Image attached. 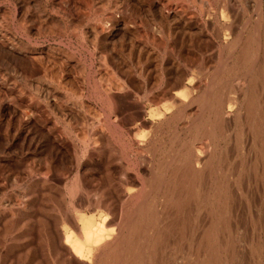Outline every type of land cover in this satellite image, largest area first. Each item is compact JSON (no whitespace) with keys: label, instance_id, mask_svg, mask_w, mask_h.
Listing matches in <instances>:
<instances>
[{"label":"rangeland","instance_id":"1","mask_svg":"<svg viewBox=\"0 0 264 264\" xmlns=\"http://www.w3.org/2000/svg\"><path fill=\"white\" fill-rule=\"evenodd\" d=\"M263 22L264 0H0V264H117L120 249L133 251L140 235L122 248L110 239L90 262L71 253L65 231L81 238V215L93 223L104 217L107 228H116L140 206L164 212L159 228L189 215L184 227L165 234L158 264H204L206 255L196 252L204 244H196L204 243V230L213 237L221 228V215L230 223L222 239L234 255L214 253L209 264H264V50L255 37L264 41ZM213 79L222 95L255 88L251 112L223 105L230 126L215 135L214 113L201 104ZM248 113L256 116L253 128ZM200 114L205 129L189 126ZM194 148L204 154L199 167L210 185L184 192L193 198L169 218L154 182L168 163L187 162L182 157ZM217 178L225 190L218 197Z\"/></svg>","mask_w":264,"mask_h":264},{"label":"bare ground","instance_id":"2","mask_svg":"<svg viewBox=\"0 0 264 264\" xmlns=\"http://www.w3.org/2000/svg\"><path fill=\"white\" fill-rule=\"evenodd\" d=\"M204 1V0H203ZM205 3V2H204ZM203 6V5H202ZM261 18V17H260ZM249 19V18H248ZM251 19V18H250ZM262 21V20H261ZM264 23V22H263ZM259 25H260V23H259ZM256 26V25H255ZM256 27H258V26H256ZM260 27V26H259ZM250 30V29H249ZM248 30V31H249ZM264 30V29H263ZM262 30V28H261V31H263ZM241 31V30H240ZM252 31V30H251ZM250 33V32H249ZM259 33V32H258ZM251 34H253V33H251ZM259 34H263L262 32L261 33H259ZM255 35H256V33H255ZM264 35V34H263ZM246 36V35H245ZM260 36H262V35H260ZM250 37V36H249ZM256 37V40L257 41H260V44H257V46H256V49H258L259 51L261 50H264V41H261L260 40V37H259V35H258V37L257 36H255ZM235 38V37H234ZM233 38V39H234ZM240 38H241V36H240ZM232 39V40H233ZM232 40H230V41H232ZM237 41H239V39H238V37H237V39H236ZM236 40L235 41H233V42H235L236 43ZM242 41H243V39H242ZM241 42V41H240ZM253 42V41H252ZM249 43V42H248ZM230 44H232V42H230ZM234 44V43H233ZM232 44V45H233ZM242 44H244V42H242ZM254 44H255V42H254ZM237 46H239L238 44H237ZM252 46V45H251ZM251 49V48H250ZM245 50V49H244ZM243 50V51H244ZM242 51V52H243ZM230 52V51H229ZM243 53H245V52H243ZM251 53V52H250ZM242 54V53H241ZM240 54V55H241ZM259 54V53H258ZM262 54V53H261ZM264 54V53H263ZM244 55V54H243ZM221 56V55H220ZM219 56V57H220ZM229 56V55H228ZM232 56V55H231ZM237 56V55H236ZM247 56V55H246ZM242 57V56H241ZM234 58V57H233ZM242 58H244V57H242ZM248 58V57H247ZM253 58V57H252ZM220 59V58H219ZM218 59V60H219ZM236 59V58H235ZM249 59V58H248ZM232 61V60H231ZM249 61V60H248ZM250 65H253V63L255 62V59H253V60H251V58H250ZM258 61V60H257ZM237 61H235V63H236ZM221 63V62H220ZM244 63V62H243ZM258 63V62H257ZM256 63V64H257ZM241 65H243L242 63H240ZM248 64V63H247ZM239 65V64H238ZM250 65L248 66V67H250ZM258 65V64H257ZM222 66V65H221ZM256 66V65H255ZM240 67V66H239ZM257 67V66H256ZM255 67V68H256ZM260 67V66H259ZM217 68V67H216ZM250 68H254V65H253V67H250ZM249 68V69H250ZM259 69L260 68H258V69H255V70H257V71H259ZM253 70V69H252ZM252 70H251V72H252ZM220 71V70H219ZM233 71V70H232ZM246 71V70H245ZM247 71H249L248 69H247ZM260 72V71H259ZM262 72V71H261ZM212 73V72H211ZM210 73V74H211ZM245 73V72H244ZM214 74H216V72L214 73ZM246 74H248V73H246ZM216 75H218V74H216ZM229 75V74H228ZM250 75V74H249ZM257 75V74H256ZM261 75H263V74H261ZM208 76V75H207ZM254 76H255V74H254ZM253 76V77H254ZM257 77V76H256ZM255 77V78H256ZM233 78V77H232ZM237 78V77H236ZM251 78V77H250ZM254 78V79H255ZM258 78H259V76H258ZM215 79V78H214ZM213 79V82H211V84L213 83H215L216 81ZM218 79H219V77H218ZM223 79V78H222ZM227 79V78H226ZM247 79V78H246ZM253 79V78H252ZM248 80H250V79H248ZM255 80H257V79H255ZM209 82H210V80H209ZM223 82V81H222ZM236 82V81H235ZM234 82V83H235ZM248 82H251V81H248ZM253 82V81H252ZM207 83V82H206ZM206 83H205V85H206ZM247 85V84H246ZM257 85V84H256ZM213 87H211L208 91H205V92H203L202 94H201V96H202V98H201V101H202V106L207 110H210V111H213V113H214V116H213V118H212V120H210V122H208V125H210L211 124V133H214V131H217V130H221L222 128H223V126L224 125H222V124H225L226 123V120L225 121H223V117L225 116V115H223V105H226V108H228V109H230V108H232L234 105L235 106H237V104L239 105V108H241V106H243V109H244V107H245V110H247V111H249V112H251L250 110L253 108V98H252V96H254V94L252 93L253 91H254V89L255 88H253L252 86H251V88L250 87H247L246 88V90H244L243 92H241V97L239 96V95H230V92H229V94H228V92H226V94L224 95H222V91L220 92V91H218V88L216 87V85L214 84V85H212ZM223 86H225V85H223ZM221 87V86H220ZM219 87V88H220ZM227 87V86H226ZM254 87H255V85H254ZM198 88V87H197ZM223 88V87H222ZM221 89V88H220ZM205 90V89H204ZM207 90V89H206ZM225 90V89H224ZM202 91V90H201ZM255 91H257V90H255ZM234 92H236V91H234ZM179 93H181V98L180 99H183L182 97H185V96H187V92L186 91H183V92H179ZM224 93V92H223ZM239 93V91L237 92V94ZM199 94V95H200ZM194 96V95H193ZM197 96V95H196ZM212 96V97H211ZM214 97V99L213 100H210L211 98H213ZM189 98H191V97H189ZM195 98V100L197 99H199L198 97L196 98V97H194ZM176 99V98H175ZM166 100V99H165ZM254 100H256L255 99V97H254ZM169 101V100H168ZM194 101V100H193ZM192 100H191V102H193ZM256 102V101H255ZM263 102V101H262ZM200 103V102H199ZM177 106V105H176ZM202 106H200V108H202ZM235 108V107H234ZM238 108V107H237ZM255 109V108H254ZM253 109V110H254ZM264 109V108H263ZM202 110H204V109H202ZM252 110V111H253ZM191 111V110H190ZM235 111V110H234ZM240 111V110H239ZM182 112V111H181ZM228 112V111H227ZM253 112H255V110L253 111ZM229 113H230V111H229ZM236 113V112H235ZM181 114V113H180ZM249 114V113H248ZM254 114V113H253ZM170 115V114H169ZM227 115V114H226ZM245 115V114H244ZM247 115V114H246ZM164 116V115H163ZM162 116V117H163ZM181 116V115H180ZM229 116V115H228ZM227 116V117H228ZM230 116H232V115H230ZM252 116H254V115H252ZM252 116H251V114H249L248 116H246V117H248V120H245V121H247V127H251V128H253L254 126H252V124H254V123H252V122H255V121H252L254 118H252ZM174 117V116H173ZM195 117V116H194ZM207 117V116H206ZM243 117V116H242ZM254 117H256V116H254ZM192 118H193V116H192ZM208 118V117H207ZM168 119V118H167ZM171 119V118H170ZM205 117H204V115H198V116H196L194 119H193V121H192V123L190 124L189 123V126L190 125H198V127H202V128H204L203 126H204V121H205ZM228 119V118H227ZM233 119V118H232ZM240 119V118H239ZM239 119H238V122H239ZM242 119V118H241ZM244 119H246V118H244ZM243 119V120H244ZM192 120V119H191ZM231 121V120H230ZM233 121V120H232ZM206 122V121H205ZM225 122V123H224ZM233 122H236L235 120L233 121ZM207 123V122H206ZM210 123V124H209ZM237 123V122H236ZM243 123V122H242ZM227 124H229V123H227ZM227 124H225V126L227 125ZM232 124V123H231ZM237 125H239V124H237ZM246 124H244V126H245ZM229 126H230V124H229ZM243 126V125H242ZM158 127V126H157ZM258 127V126H257ZM152 128V127H151ZM190 128V127H189ZM188 128V129H189ZM206 128H208V127H206ZM249 128H247V129H249ZM186 129V128H185ZM198 129V128H197ZM205 129V128H204ZM223 129H225V128H223ZM230 129V128H229ZM246 129V130H247ZM195 130V129H194ZM207 130V129H206ZM236 130V129H235ZM258 130V129H257ZM262 130V129H261ZM152 131V130H151ZM157 131V130H156ZM192 131V130H191ZM222 131V130H221ZM249 131V130H248ZM247 131V132H248ZM196 132V131H195ZM194 132V133H195ZM199 132H200V128H199ZM203 132V131H202ZM209 131H208V133H210ZM245 132V131H244ZM255 132V131H254ZM258 132V131H257ZM260 132V131H259ZM259 132H258V134H259ZM187 133V132H186ZM204 133V132H203ZM202 133V134H203ZM210 133V134H211ZM217 133V132H216ZM228 133V132H227ZM232 133V132H231ZM183 134V133H182ZM196 134V133H195ZM201 134V135H202ZM253 134V133H252ZM252 134H251V136L250 137H252ZM260 134H262V133H260ZM163 135V134H162ZM191 135V134H190ZM199 135V134H198ZM214 135H215V133H214ZM232 135V134H231ZM185 136V135H184ZM192 136H193V134H192ZM254 136H256L255 134H254ZM261 136V135H260ZM243 137V136H242ZM169 138V137H168ZM194 137H192V139H193ZM208 138H210V136L208 137ZM215 138H217L216 136H215ZM221 138V137H220ZM233 138V137H232ZM231 138V139H232ZM247 138V137H246ZM249 138V137H248ZM256 138V137H255ZM254 138V139H255ZM236 139V138H235ZM251 139V141H254V139H252V138H250ZM216 140V139H215ZM238 140V139H237ZM257 140V139H256ZM259 140H261L260 138H259ZM165 141V140H164ZM187 141V140H186ZM189 141V140H188ZM217 141V140H216ZM215 141V142H216ZM214 142V141H213ZM237 142V141H236ZM99 143V142H98ZM224 143V142H223ZM257 143V142H256ZM258 144V143H257ZM256 144V145H257ZM186 145H189V144H186ZM218 145V144H217ZM260 145V144H259ZM262 145V144H261ZM176 146V145H175ZM182 146H183V144H182ZM184 146H185V144H184ZM221 146V145H220ZM187 147V146H186ZM237 147V146H236ZM159 148V147H158ZM176 148V147H175ZM174 148V149H175ZM181 148V147H180ZM189 148H192V147H189ZM216 148V147H215ZM260 148V147H259ZM182 149V148H181ZM186 149V148H185ZM201 149V148H200ZM227 149V148H226ZM188 150V149H187ZM208 150V149H207ZM214 150V149H213ZM173 151V150H172ZM185 151V150H184ZM236 151V150H235ZM258 151V150H257ZM261 151V150H260ZM177 152H178V150H177ZM190 152V151H189ZM188 152V153H189ZM181 153V152H180ZM204 153V152H203ZM212 153L213 152H211L210 154L212 155ZM221 153V152H220ZM223 153V152H222ZM221 153V154H222ZM154 154V153H153ZM163 154V153H162ZM184 154V153H183ZM183 154H181L182 156H183ZM185 154H186V152H185ZM217 154V153H216ZM225 154V153H224ZM238 154V153H237ZM177 155V154H176ZM188 155V158L187 157H184L185 159H183V157H182V162L184 161V160H186V159H188V161L187 162H185L184 164H182V162H179L178 161V163H176V164H178V165H180V163L182 164V165H180L181 167H179V166H177V167H173V165L171 164V163H166L167 164V169L165 170V171H163V173H162V175H161V177L160 178H156L155 176V178L157 179L155 182H154V188H156L157 189V192L159 191L160 192V194L165 198V201H166V203H165V205L167 204V208H169V210H170V212H171V214H170V212H168V210L166 209V207H164L167 211L165 212L166 213V216H169V218L170 217H172L173 216V218H175V217H177L176 215H179V214H182L183 212H184V210H186V208H187V206H188V199L191 197V198H193L192 196L193 195H191L192 193H194L195 191H197V188H196V185L197 186H199L198 184L200 183V182H204L205 183V181L207 180V172L206 171H204L202 168H200L199 166L204 162V160H205V158H204V154H202V153H200V151H198L196 148H194L192 151H191V153L190 154H187ZM190 155V156H189ZM207 155V154H206ZM215 155V154H214ZM223 155V154H222ZM258 155H259V153H258ZM258 155H256V156H258ZM218 155H216V156H214V158L215 157H217ZM224 156V155H223ZM174 157V156H173ZM212 157V156H211ZM219 157V156H218ZM225 157V156H224ZM157 158V157H156ZM180 158V157H179ZM207 158V157H206ZM161 159H163V156H162V158ZM216 159V158H215ZM214 159V160H215ZM176 160V159H175ZM209 160H212L211 158L209 159ZM229 160V159H228ZM257 160H260V157H259V159H258V157H257ZM170 161V160H169ZM250 161V160H249ZM261 161H262V159H261ZM260 161V162H261ZM160 162V161H159ZM168 162V161H167ZM206 162V161H205ZM205 162H204V164H205ZM208 162V161H207ZM161 163V162H160ZM174 163H175V161H174ZM208 163H210V162H208ZM215 163V162H214ZM255 163H257V162H255ZM153 164V163H152ZM162 164V163H161ZM203 164V165H204ZM210 165H212V162L210 163ZM158 166H160V165H158ZM157 166V167H158ZM213 166V165H212ZM212 166H210L211 168H212ZM226 166V165H225ZM204 167V166H203ZM208 167H209V165H208ZM223 167V166H222ZM255 167V166H254ZM207 168V167H206ZM238 168V167H237ZM163 169V168H162ZM161 169V170H162ZM210 169V168H209ZM209 169L207 168V170L209 171ZM215 169V168H214ZM263 169V168H262ZM154 170V169H153ZM160 170V169H159ZM222 170V169H221ZM224 170V169H223ZM234 170V169H233ZM156 171V170H155ZM167 171H169V174H167ZM151 172H153V171H151ZM206 172V173H205ZM155 173V172H154ZM159 173V172H158ZM221 173V172H220ZM237 173V172H236ZM257 173V172H256ZM152 174V173H151ZM205 174H206V177H205ZM209 174H211V170H210V172H209ZM153 175V174H152ZM152 175H150V177L152 176ZM168 175V176H167ZM216 175V174H215ZM223 175V174H222ZM257 175V174H256ZM264 175V174H263ZM210 176V175H209ZM218 176V175H217ZM232 177V176H231ZM248 177V176H247ZM250 177V176H249ZM212 178H214V176L212 177ZM223 178H224V175H223ZM228 178V177H227ZM257 178H258V176H257ZM256 178V179H257ZM225 179V178H224ZM217 182H215L216 184H215V186H214V192L216 193V194H214L216 197H218L219 196V194L221 195V192L222 191H225V190H222V187H223V185H222V180H219V178H217V179H215ZM154 181V180H153ZM210 181V180H209ZM224 181V180H223ZM244 181V180H243ZM264 181V180H263ZM152 182V181H151ZM210 182H208L207 181V184H209ZM212 183V182H211ZM225 183V182H224ZM203 184V183H202ZM206 184V183H205ZM204 184V185H205ZM206 184V185H207ZM152 183H151V188H152ZM206 185H205V187H206ZM210 185V184H209ZM214 185V184H213ZM246 185V184H245ZM253 185V184H252ZM201 186V185H200ZM199 186V187H200ZM207 187H208V185H207ZM211 187V186H210ZM230 187H232V185L230 186ZM212 188V187H211ZM225 188V187H224ZM202 189H204V188H202ZM213 189V188H212ZM151 190V189H150ZM199 190L200 191H202L203 192V190H201V188H199ZM206 190V189H205ZM204 190V191H205ZM209 190H211V189H209ZM228 190V189H227ZM226 190V191H227ZM186 191H189V192H187L190 196H188L187 194V199H185L184 198V195H183V193L184 192H186ZM232 191V190H231ZM155 192V191H154ZM158 192V193H159ZM205 193H206V191H205ZM198 194V193H197ZM224 194V193H223ZM237 194V193H236ZM247 194V193H246ZM142 195V194H141ZM141 195H140V199H142L143 197H141ZM144 196H145V194H143ZM148 195H149V193H148ZM196 195V194H195ZM205 195V194H204ZM209 195V194H208ZM227 196L229 195V194H226ZM225 195V196H226ZM93 196V195H92ZM124 196V195H123ZM152 196H154V194L153 195H151V197ZM160 196V195H159ZM210 196H211V194H210ZM233 195L231 194V197H232ZM90 197V196H89ZM157 198H158V196H156ZM161 197V196H160ZM200 197V196H199ZM202 197H203V195H202ZM257 197V196H256ZM146 198H147V194H146ZM162 198V197H161ZM164 198H163V200H164ZM190 198V199H191ZM197 198V197H196ZM220 198V197H219ZM228 198V197H227ZM226 198V199H227ZM98 199V198H97ZM109 199V198H108ZM201 199V198H200ZM213 199V198H212ZM218 199V198H217ZM229 199V198H228ZM231 199V198H230ZM162 200V201H163ZM195 200V199H194ZM197 200V199H196ZM199 200V199H198ZM198 200H197V202H198ZM201 200H203V199H201ZM224 200V199H223ZM155 201H156V199H155ZM161 201V202H162ZM216 201V200H215ZM218 201V200H217ZM233 201H234V199H233ZM232 201V202H233ZM160 202V203H161ZM189 202H190V200H189ZM205 202V201H204ZM252 202V201H251ZM142 203V202H141ZM141 203H139V201H138V203L137 204H141ZM144 203H145V201H144ZM212 203H214V201L213 202H211V204ZM225 203V202H224ZM224 203H223V209H225V210H227V208H226V206H227V204L226 205H224ZM228 203H230V202H228ZM240 203V202H239ZM136 204V205H137ZM195 204H196V202H195ZM198 204V203H197ZM204 204V203H203ZM206 204V203H205ZM217 204H219V201L217 202ZM247 204V203H246ZM259 204V203H258ZM160 205V204H159ZM165 205H162V207L163 206H165ZM200 205V204H199ZM215 205V204H214ZM261 205V204H260ZM204 206V205H203ZM235 206V205H234ZM135 207V206H134ZM147 207H148V204H147ZM153 207V206H152ZM155 207H156V204H155ZM161 207V206H160ZM193 207V206H192ZM196 207V206H195ZM200 207H201V205H200ZM207 207V206H206ZM210 207H213V204H212V206H210ZM164 208H163V210H164ZM189 208V207H188ZM202 208V207H201ZM219 209L221 208V207H218ZM218 208H217V210L216 211H218ZM221 208V209H222ZM153 209V208H152ZM162 209V208H161ZM190 209H191V207H190ZM189 209V210H190ZM195 209V208H194ZM208 209H209V207H208ZM136 211H134L133 210V212L134 213H132V216L131 215H129V213L127 214L129 217L127 218V220H126V222L124 223V221H122V223H124V224H122L121 223V221H120V223H118V224H120L118 227H116V225H115V227L117 228H107L106 226H107V224H105V218L104 217H101V219L99 220V221H97V222H95V223H93L92 221H91V219L90 218H88V217H86V216H84V215H81L80 217H79V222H80V230H81V238H79V237H76L72 232H69V231H65V236H64V243H66V244H68L69 245V247H70V250H71V253H73L74 254V256H76L77 258H79V259H85V260H89L90 262L95 258V256H96V253H97V249L99 248V246L100 245H102V244H104L103 246H105V244H108V241L110 240V239H117L116 240V243H115V245H116V247H118V248H122L123 246H124V244H127V247H129L128 245H129V243L130 244H132V240L134 239V241H135V239H137L138 238V236L140 235V242H139V240H136V242L138 243V244H134L135 245V247H134V250L133 251H130V249L129 248H127V249H125L126 248V245L123 247V249L121 250L120 249V254L118 253V252H116V253H118V256H119V258H118V260H117V264H145V262H147V261H149L150 259V261H152V263H153V261H155V263H153V264H158L157 263V261L160 259V258H158L157 259V256H161V254H159V252H161L162 250H161V247L163 246L162 245V242L164 241L163 240V238H164V236H166L167 235V237L166 238H168V234H166V233H168V231H169V229L171 230V228L173 227V226H175V225H180V226H185L187 223H188V221H189V215H188V218L187 219H183V220H178V218H177V224H174L173 222L176 220H174V221H170V222H168L169 220H167V222L168 223H166V225H165V227H163V228H159L158 226H157V220L159 219V217H160V215H162L161 217H163L164 215H163V213L164 212H162V211H160V212H162L161 214H160V212H158L157 210H154L152 213L150 212V213H148V212H146V211H149L148 209H146L145 210V208H143V206H140L139 207V209L137 208V209H135ZM199 210V209H198ZM236 210V209H235ZM107 211V210H106ZM196 211V210H195ZM130 212H132V211H130ZM190 212H192V211H190ZM199 212H201V211H199ZM169 213V214H168ZM187 214H188V212H186ZM193 213V212H192ZM209 213V212H208ZM213 213H215V212H213ZM252 213V212H251ZM176 214V215H175ZM187 214H186V216H187ZM194 214V213H193ZM196 214V213H195ZM204 214V213H203ZM185 215V214H184ZM200 215V214H199ZM205 215H206V213H205ZM211 215V214H210ZM175 216V217H174ZM182 216V215H181ZM181 216H178V217H181ZM198 216V215H197ZM213 216V215H212ZM218 216V215H217ZM219 216H220V214H219ZM117 217V216H116ZM191 217V216H190ZM164 218H166V217H164ZM164 218H161V219H164ZM200 218V217H199ZM205 218V217H204ZM208 217H206V219H207ZM218 218V217H217ZM247 218V217H246ZM116 219V218H115ZM119 219V218H118ZM168 219V218H167ZM172 219V218H171ZM182 219V218H181ZM190 219H192V218H190ZM198 219V218H197ZM196 219V220H197ZM201 219V218H200ZM165 220V219H164ZM203 220V219H202ZM255 220V219H254ZM162 221V220H161ZM191 221V220H190ZM192 221H193V219H192ZM206 221V220H205ZM214 221V220H213ZM256 221V220H255ZM108 222V221H107ZM176 222V221H175ZM253 222V221H252ZM110 223H113V222H110ZM163 223H165V221L163 222ZM219 223H220V229H216V230H214V234H213V237H211L210 236V232H208V233H206V232H204L203 231V235L202 236H204V243H201L200 242V240H198L199 242L196 244V245H198V244H204V247L202 248V247H200V245L199 246H197L196 247V252H197V254L200 252V253H203L204 255H206V261L205 260H203V258H202V260L204 261V264H209V261L211 260V261H213L212 260V258L211 257H213V254L215 253V254H217V259H219V254L221 255V254H224V251L225 252H228L229 254H227V255H229V257L231 258V256L232 255H234L233 254V246L228 242L229 240L224 236V238L222 239V235H223V233L222 232H226V231H229L230 230V223L229 222H227V220H226V218L224 217V215H221L220 216V218H219ZM108 224H109V222H108ZM202 224V223H201ZM232 224H234L235 225V222L233 221V223ZM163 225V224H162ZM189 225V224H188ZM200 225V224H199ZM203 225H204V223H203ZM217 225V224H216ZM215 225V226H216ZM179 226V227H180ZM236 226V225H235ZM234 226V227H235ZM162 227V226H161ZM196 228L197 227H195L194 229H195V231H197L196 230ZM232 228H233V225H232ZM177 229V230H176ZM185 229V232H186V228H184ZM212 229V228H211ZM238 229H239V227H238ZM179 230V228H176V226L174 227V229H172L171 231L172 232H175V231H178ZM213 230V229H212ZM222 230V231H221ZM193 232V231H192ZM212 232V231H211ZM131 233V234H130ZM187 233V232H186ZM197 233V232H196ZM166 234V235H165ZM176 234V233H175ZM227 234V233H226ZM252 234V233H251ZM170 235V234H169ZM180 235H183V234H180ZM180 235H179V238L177 237V236H174V233H173V238H178V240L180 239ZM198 235H200L199 233H198ZM171 236V235H170ZM137 237V238H136ZM172 237H169V238H172ZM182 237V236H181ZM194 238V237H193ZM198 238H201L200 236H198ZM239 238V237H238ZM245 238V237H244ZM184 239V238H183ZM114 240V241H115ZM128 241V243H126L127 241ZM174 239H172V241H173ZM189 240V239H188ZM113 241V240H112ZM171 241V240H170ZM175 241V240H174ZM177 241V240H176ZM194 241V240H193ZM182 242V240L180 241V243ZM185 242H186V240H185ZM188 242H190V241H188ZM195 242V241H194ZM260 242H261V240H260ZM135 243V242H134ZM178 243V242H177ZM183 243V242H182ZM190 243H193V242H190ZM111 244V243H110ZM175 244V243H174ZM244 244V243H243ZM259 244V243H258ZM133 245V246H134ZM180 245V244H179ZM182 245H184V243L182 244ZM189 245V244H188ZM191 245V244H190ZM240 245V244H239ZM257 245V244H256ZM260 245V244H259ZM103 246H102V248H103ZM111 246V245H110ZM113 246V245H112ZM236 246V245H235ZM101 247V246H100ZM108 247V246H107ZM115 247V248H116ZM257 247V246H256ZM264 247V246H263ZM112 248V247H111ZM133 248V247H132ZM200 248H202L203 250H199ZM108 249V248H107ZM192 249V248H191ZM239 249V248H238ZM113 250V249H112ZM124 250H127L126 252H127V259H123L122 258V255L124 254ZM179 250H180V248H179ZM186 250V249H185ZM119 251V250H118ZM192 251V250H191ZM190 251V252H191ZM195 251V250H194ZM194 251H193V254H195L194 253ZM106 252V251H105ZM115 252V251H114ZM180 252V251H179ZM189 252V251H188ZM243 252V251H242ZM248 252V251H247ZM107 253V252H106ZM109 253H111V254H113V252H108V254ZM169 253V252H168ZM244 253V252H243ZM159 254V255H158ZM178 254V253H177ZM104 255V254H103ZM105 255H107V254H105ZM104 255V256H105ZM126 255V253L124 254V256ZM165 255V254H164ZM188 255H190V254H188ZM188 255H186V256H188ZM192 255V254H191ZM196 255V254H195ZM225 255V254H224ZM73 256V257H74ZM108 257H110L109 255H107ZM116 256V255H115ZM168 256V255H167ZM176 256V255H175ZM178 256V255H177ZM177 256H176V258H177ZM198 256V255H197ZM106 257V256H105ZM179 257V256H178ZM182 257V256H181ZM203 257V256H202ZM221 257V256H220ZM224 257V256H223ZM228 257V256H227ZM111 258V257H110ZM189 258V257H188ZM198 258V257H197ZM216 258V257H215ZM259 258V257H258ZM106 259V258H105ZM104 259V260H105ZM108 259V258H107ZM113 259V258H112ZM117 259V258H116ZM157 259V260H156ZM195 259H196V256H195ZM234 259V258H233ZM163 260V259H162ZM179 260V259H178ZM181 260V259H180ZM189 260V259H188ZM193 260H194V258H193ZM221 260V259H220ZM226 260V259H225ZM241 260V259H240ZM247 260V259H246ZM94 261V260H93ZM99 261V260H98ZM102 261V260H101ZM107 261V260H106ZM116 261V260H115ZM186 261V260H185ZM196 261V260H195ZM222 261V260H221ZM100 262V261H99ZM98 262V263H99ZM108 262V261H107ZM106 262V263H107ZM160 262V261H159ZM176 262V261H175ZM184 262V261H183ZM188 262V261H187ZM189 262H191L190 260H189ZM189 262L187 263V264H189ZM223 262H225V261H223ZM227 262H228V260H227ZM226 262V263H227ZM103 263H105L104 261H103ZM147 263H149V262H147ZM161 263V262H160ZM180 263H182V261L180 262ZM195 263V262H194ZM246 263V262H245ZM92 264V263H91ZM101 264V263H100ZM108 264V263H107ZM177 264V263H176ZM190 264H192V262L190 263ZM196 264V263H195ZM200 264H202V262L200 263ZM211 264H218V263H211ZM219 264H221V263H219ZM225 264V263H224Z\"/></svg>","mask_w":264,"mask_h":264}]
</instances>
